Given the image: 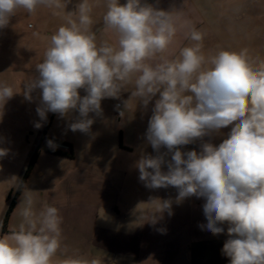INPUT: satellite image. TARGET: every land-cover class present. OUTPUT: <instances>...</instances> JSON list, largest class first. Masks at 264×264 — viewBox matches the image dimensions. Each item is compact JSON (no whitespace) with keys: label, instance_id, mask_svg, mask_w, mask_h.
I'll return each instance as SVG.
<instances>
[{"label":"clouds","instance_id":"9594fccd","mask_svg":"<svg viewBox=\"0 0 264 264\" xmlns=\"http://www.w3.org/2000/svg\"><path fill=\"white\" fill-rule=\"evenodd\" d=\"M70 0H0V29L19 10L34 14L40 7L63 10ZM180 10H165L146 0H104L102 31L113 42H98L89 0H79L66 23L51 34L38 77L25 84V98L42 90L37 113L78 118L71 131L88 133L90 113H102L101 101L119 99L132 85L131 98L145 107L155 99L146 139L157 155L136 162L139 180L151 189L174 187L177 201L203 198L206 228L225 232L222 253L230 264H264V60L258 63L247 48L221 49L206 56L205 33ZM54 14H56L54 12ZM193 42L172 52L179 36ZM80 90L86 94L81 96ZM16 94L0 84V104ZM129 99V100H130ZM129 100L124 102L125 109ZM123 116L124 112H120ZM36 129L43 125L36 123ZM230 126L219 145L203 143L201 151L181 146ZM55 150L57 145L48 140ZM165 148L167 152L161 153ZM170 154V160L166 157ZM7 150L0 148V158ZM167 164V171L162 166ZM159 213L171 215L172 202L160 200ZM25 197L24 222L8 238H0V264H53L62 247L63 221L57 207L46 205L38 214ZM149 221L155 222V217ZM61 264H100L97 259L66 258Z\"/></svg>","mask_w":264,"mask_h":264},{"label":"rangeland","instance_id":"374dc122","mask_svg":"<svg viewBox=\"0 0 264 264\" xmlns=\"http://www.w3.org/2000/svg\"><path fill=\"white\" fill-rule=\"evenodd\" d=\"M202 9L201 31L205 33L204 44L221 43L226 50L240 51L248 48L253 60H264V0H198ZM79 0H70L63 10L40 7L34 14L22 11L13 16L9 25L0 29V84L11 86L16 94L0 104V148L7 155L0 158V221L2 222L8 203L7 198L16 191L27 171L34 152L39 155L27 179V183L17 200L10 222H24L21 215L25 207V197L33 199V211L37 214L46 205L59 209L62 222H69L71 237L80 239L95 234L118 235L119 222H166L170 234H211L206 228L207 220L203 212V198L196 196L177 201L178 190L168 188L151 189L139 180L136 162L144 154L157 153L147 142L149 109H153L155 99L145 107L137 98H131L132 85L122 91L119 99L105 98L101 101L102 113H90L94 119L88 133L73 132L68 125L78 118L73 112L68 117L48 112L47 120L42 121L37 108L42 104V90L31 93V100L25 98V84L38 77L36 64L43 59L49 45L50 36L59 26L66 23V15L75 11ZM93 30L102 20L105 11L104 0H89ZM54 12L56 14H54ZM102 32V33H100ZM97 31L98 42L108 40L103 31ZM81 96L86 93L80 90ZM130 99V100H129ZM129 100L125 109L124 102ZM118 104L120 107H118ZM152 106V107H151ZM120 111L124 115H120ZM36 123L43 126L35 128ZM230 132V126L211 133L201 140L181 146V151H201L205 142L219 145ZM44 136L43 143L32 153L30 145L22 148L26 138L30 143L38 136ZM48 140L57 145L55 149L66 151L62 145L70 143L74 159L69 160L46 153L51 149ZM199 142L202 143L199 146ZM133 150H129L132 149ZM30 152L32 154H30ZM161 153L167 149L161 148ZM170 154L166 157L170 160ZM167 171V164L162 166ZM160 200L172 202L171 215L168 211H158ZM118 206L119 214L113 208ZM66 213V216L63 214ZM98 215V217H96ZM3 216V217H2ZM95 222H98L97 225ZM92 224L90 227L89 225ZM219 234L218 243L209 244L208 249L220 254L219 264H230L222 253L227 237ZM130 229V228H127ZM78 242V241H75ZM206 246V244H204ZM76 246H83L76 243ZM107 250H124L116 244H108ZM130 250V247H128Z\"/></svg>","mask_w":264,"mask_h":264},{"label":"crops","instance_id":"0c3cea01","mask_svg":"<svg viewBox=\"0 0 264 264\" xmlns=\"http://www.w3.org/2000/svg\"><path fill=\"white\" fill-rule=\"evenodd\" d=\"M120 2L123 4L126 0H120ZM146 2L165 10H171L172 8L180 10L184 2L183 12L185 17L191 19L196 28L201 30V23L199 22H202V9L198 0H146ZM22 11L23 10H19L15 16H20ZM102 24V20L96 24V31H102ZM104 36L112 40L109 34L104 33ZM191 43L193 42L185 39L181 35L178 37L177 43L173 45L172 52L178 55L180 47L190 45ZM202 45V50L206 56L213 55L221 49H226L225 45L221 43H210L205 45L204 41H202ZM246 46L248 49L250 46L249 42ZM253 61L258 63L262 60ZM149 114L152 115V109H149ZM148 119H150V117H148ZM43 138L44 136L42 135L36 137L34 143H30L29 139L26 138L22 148L25 149L26 146L30 145V150H32L33 153L35 149L42 145ZM65 144L72 146L68 142ZM201 144L202 143L199 142V146ZM129 150H133V148ZM32 153L30 152V154ZM113 210L119 214L118 206L114 207ZM63 216H66V213H64ZM96 217H98V215ZM21 223L23 222L9 221L7 233H3L2 222L0 221V238L10 237L13 232L18 230ZM95 223L97 225L98 222ZM165 223L166 222H119L117 226L118 235L116 237L111 236L107 230L108 234H101L98 237L95 234L90 235V237H83L82 242L80 239L77 240V238L71 237L69 227H71L72 224H69V222H62V247L53 258V264H61L66 258L97 259L100 261V264H219L220 254L218 251L214 253L213 249H208V246H212L209 244L219 242V235L211 233L204 236L202 234H196L195 232L193 235L173 236L170 234V226H166ZM89 226L91 227L92 224ZM76 243H82L83 246L77 247ZM108 244L119 245L124 251H109L106 248ZM204 244H206V246ZM128 247H130L129 251H127L129 249Z\"/></svg>","mask_w":264,"mask_h":264},{"label":"trees","instance_id":"16d2710c","mask_svg":"<svg viewBox=\"0 0 264 264\" xmlns=\"http://www.w3.org/2000/svg\"><path fill=\"white\" fill-rule=\"evenodd\" d=\"M57 145H60V144H57ZM62 147H64L66 149V151H61L59 149L53 150L51 148V149H47L46 153L49 155L59 156V157H63V158L69 159V160H73L74 159V153H73L72 147L70 145H62ZM38 155H39V149H37L36 152L34 153L32 159L30 161L29 167H28L27 171L25 172L17 190L12 191L7 198L8 206H7L4 218L2 220L3 233H7V225L9 223V221L11 219V215L15 209L17 200L19 199V197H20V195H21V193H22V191H23V189L27 183V179L29 177V174L32 170L34 163L36 162V160L38 158Z\"/></svg>","mask_w":264,"mask_h":264},{"label":"built area","instance_id":"2783aa9c","mask_svg":"<svg viewBox=\"0 0 264 264\" xmlns=\"http://www.w3.org/2000/svg\"><path fill=\"white\" fill-rule=\"evenodd\" d=\"M118 107H120V105L118 104ZM121 112V111H120Z\"/></svg>","mask_w":264,"mask_h":264}]
</instances>
